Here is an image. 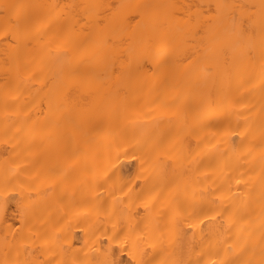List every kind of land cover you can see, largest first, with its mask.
Returning a JSON list of instances; mask_svg holds the SVG:
<instances>
[{
	"label": "bare ground",
	"instance_id": "6f19581e",
	"mask_svg": "<svg viewBox=\"0 0 264 264\" xmlns=\"http://www.w3.org/2000/svg\"><path fill=\"white\" fill-rule=\"evenodd\" d=\"M112 259L264 264V0H0V264Z\"/></svg>",
	"mask_w": 264,
	"mask_h": 264
},
{
	"label": "snow or ice",
	"instance_id": "6c2138e0",
	"mask_svg": "<svg viewBox=\"0 0 264 264\" xmlns=\"http://www.w3.org/2000/svg\"><path fill=\"white\" fill-rule=\"evenodd\" d=\"M5 7H10V6H5ZM8 22L10 23L11 21H8ZM106 264H122V262L116 259H112V260L107 261Z\"/></svg>",
	"mask_w": 264,
	"mask_h": 264
}]
</instances>
